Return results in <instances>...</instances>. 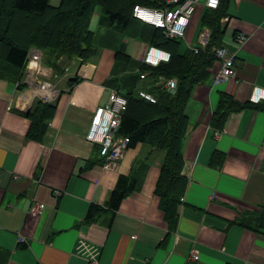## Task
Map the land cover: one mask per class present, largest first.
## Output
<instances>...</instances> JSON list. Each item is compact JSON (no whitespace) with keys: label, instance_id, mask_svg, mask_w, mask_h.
Listing matches in <instances>:
<instances>
[{"label":"crops","instance_id":"obj_1","mask_svg":"<svg viewBox=\"0 0 264 264\" xmlns=\"http://www.w3.org/2000/svg\"><path fill=\"white\" fill-rule=\"evenodd\" d=\"M95 9L89 29L98 53L66 64L64 78L53 83L57 94L47 103L55 112L41 141L27 137L29 114L41 99L24 77L18 86L0 77V264H264V103L230 112L222 130L211 124L222 95L255 106L251 90L264 89V0H229L220 43L234 57L236 75L212 87L221 66L215 61L205 82L193 87L181 170L187 186L175 230L154 194L164 153L139 143L105 169L98 145L85 140L92 112L130 76L121 73L116 53L141 63L157 33L133 20L123 32L101 26L97 39ZM206 12L196 6L179 53H189L207 29ZM238 33L247 37L240 47ZM121 175L136 186L112 211L106 205ZM32 203L44 206L41 216L28 214ZM91 206L99 211L88 221ZM192 250L197 261L188 260Z\"/></svg>","mask_w":264,"mask_h":264},{"label":"trees","instance_id":"obj_2","mask_svg":"<svg viewBox=\"0 0 264 264\" xmlns=\"http://www.w3.org/2000/svg\"><path fill=\"white\" fill-rule=\"evenodd\" d=\"M219 7L206 10L202 25L210 30V41L198 54L179 53L180 41L167 39L161 30L151 40L152 46L170 52L168 62L156 67L131 61L122 51L116 53L121 73L130 72L126 80L117 87L126 98L127 107L122 115L118 135L129 138V148L146 144L164 153L154 194L159 198L160 209L170 228L176 229L177 205L186 189L187 179L182 175L184 167L183 148L188 119L185 109L193 87L205 82L215 58L211 48L221 46V19L227 14L229 0H219ZM163 0H61L52 7L50 0H0V77L19 83L23 77L28 52L38 49L43 52V64L55 71H62L59 60L87 62L98 53L95 36L89 29L95 8L100 9L98 24L125 31L133 21L134 6L159 7ZM60 63V62H59ZM144 75V79L140 75ZM177 79V87L169 93L156 85L158 78ZM70 83L71 87L76 83ZM118 80H116V83ZM146 83V85H145ZM120 89V90H119ZM145 90L155 98L152 104L140 98L138 92ZM255 105V104H252ZM259 105V104H257ZM250 106L240 105L228 95H222L211 119L214 129L222 130L230 112ZM55 112L54 104L38 100L29 114L31 126L28 138L41 141L47 122ZM135 180L130 176H119L106 205L112 211L135 189ZM99 208L91 206L87 216L90 221Z\"/></svg>","mask_w":264,"mask_h":264},{"label":"built area","instance_id":"obj_3","mask_svg":"<svg viewBox=\"0 0 264 264\" xmlns=\"http://www.w3.org/2000/svg\"><path fill=\"white\" fill-rule=\"evenodd\" d=\"M219 0H163L159 7H146L143 5H136L132 11V19L142 24L149 25L155 29L161 30V34L167 39H183L190 25L193 14L195 13L198 4L203 5L206 10H215L219 7ZM210 30L204 29L198 35V40L195 45L190 48L193 54H198L204 51L210 41ZM246 35L238 33L235 36V42L238 46H243L246 42ZM212 56L215 61L221 63L219 70L213 75L212 87H219L234 78L236 75V68L234 57L227 56V50L224 45L213 46L211 48ZM170 53L162 48L150 46L147 48L142 63L156 67L160 63L168 62ZM43 52L38 49H31L25 63L26 75L23 76L24 84L31 86L32 90H40L44 88L51 89L48 93L39 98L45 102L52 101L56 97V90L48 81L52 73L51 69L43 65ZM41 75V81L36 80L35 75ZM144 79V75H140ZM21 82L17 83V86ZM161 89L173 93L177 87V79L159 78L156 83ZM36 94V93H35ZM140 98L155 104L156 98L147 91H139ZM249 102L251 104L264 103V89L261 87H253L250 93ZM127 100L116 89L109 90L107 94V101L96 107L90 117L89 126L85 134V140L93 145H98L99 155L105 160V169H111L114 165L119 163L125 151L129 148V138L127 136L118 135V128L120 126L121 118L127 107ZM221 136L219 132L216 137ZM16 178V177H15ZM59 196V192L55 193V197ZM183 198L180 199L183 202ZM44 212V206L39 203H32L28 209V214L34 216H41ZM18 243L24 242L22 237L18 236ZM199 255L196 250H192L188 258L189 261H197Z\"/></svg>","mask_w":264,"mask_h":264},{"label":"rangeland","instance_id":"obj_4","mask_svg":"<svg viewBox=\"0 0 264 264\" xmlns=\"http://www.w3.org/2000/svg\"><path fill=\"white\" fill-rule=\"evenodd\" d=\"M102 25H100V24H98V27H99V30L97 31V33H96V38L97 39H100V33H101V29H100V27H101ZM95 36V35H94ZM73 60H71V61H66V59H61V60H59V62H58V66L60 67V69L62 70V71H55L53 68H50L48 65H44L45 67H47V68H50L51 69V73H52V75H51V77H50V79H48V81L53 85V83L55 84L58 80H60V79H62V78H64V76H65V74H66V66L70 63L71 64V62H72ZM67 64V65H66ZM73 69H75V67L74 66H71L70 67V72L73 70ZM26 75V68H24V71H23V76H25ZM35 78H36V80H40L41 81V79H43L42 77H41V75H38V74H36L35 75ZM54 87V86H53ZM58 87H61V84H59L58 85ZM55 89V88H54ZM113 89H115V88H109V90H113ZM56 90V89H55ZM108 90V91H109ZM43 101V100H42ZM45 102V101H44Z\"/></svg>","mask_w":264,"mask_h":264},{"label":"bare ground","instance_id":"obj_5","mask_svg":"<svg viewBox=\"0 0 264 264\" xmlns=\"http://www.w3.org/2000/svg\"><path fill=\"white\" fill-rule=\"evenodd\" d=\"M51 89L48 90V88H44V89H38L35 91L36 95H40L43 96L44 94L48 93Z\"/></svg>","mask_w":264,"mask_h":264}]
</instances>
